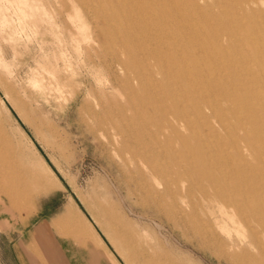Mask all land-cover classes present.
<instances>
[{
    "label": "rangeland",
    "instance_id": "obj_1",
    "mask_svg": "<svg viewBox=\"0 0 264 264\" xmlns=\"http://www.w3.org/2000/svg\"><path fill=\"white\" fill-rule=\"evenodd\" d=\"M134 1L0 0V222L69 206L118 264H264V0L162 31Z\"/></svg>",
    "mask_w": 264,
    "mask_h": 264
},
{
    "label": "crops",
    "instance_id": "obj_2",
    "mask_svg": "<svg viewBox=\"0 0 264 264\" xmlns=\"http://www.w3.org/2000/svg\"><path fill=\"white\" fill-rule=\"evenodd\" d=\"M41 215L22 225L0 222V264H118L76 209L68 206L52 216Z\"/></svg>",
    "mask_w": 264,
    "mask_h": 264
},
{
    "label": "bare ground",
    "instance_id": "obj_3",
    "mask_svg": "<svg viewBox=\"0 0 264 264\" xmlns=\"http://www.w3.org/2000/svg\"><path fill=\"white\" fill-rule=\"evenodd\" d=\"M118 3H119V1H122V0H116ZM131 1V0H130ZM149 1H152L153 3H152V5H153V8L152 7H149ZM177 1V0H176ZM126 2H127V0H126ZM133 2V1H132ZM122 3V2H121ZM121 3L118 5V6H120L121 5ZM125 3V2H124ZM147 3H148V5H147ZM178 3V2H177ZM124 5V4H123ZM134 6H136V9L135 10H143V12H144V15H142V16H140V17H138V21L139 22H151L152 21V23L155 21V19H157V21H158V23H159V21H160V23L159 24H161L162 22H166V23H168V21L170 22V23H172V25H173V23H174V25H175V23H181V21H182V19L181 18H179L178 17V11H179V8L177 7V4H175L174 3V1L173 0H135L134 1ZM116 7V6H115ZM132 8V7H131ZM130 8V10H132ZM146 8H148L149 10H147ZM185 9H187V8H185ZM130 10H127V11H130ZM127 11H125V12H127ZM133 11V10H132ZM193 11V10H192ZM134 12V11H133ZM136 12V11H135ZM134 12V13H135ZM130 13H131V11H130ZM129 13V14H130ZM138 13H139V11H138ZM138 13H137V15H138ZM193 14V13H192ZM131 16H133L132 15V13L130 14ZM136 15V14H135ZM134 15V16H135ZM190 15V14H189ZM180 16V15H179ZM132 19V18H131ZM132 20H134V19H132ZM133 22V21H132ZM137 22V21H136ZM156 22V21H155ZM139 24V23H138ZM153 26V25H152ZM156 26H157V23H156ZM163 25L161 24V27H162ZM176 26V25H175ZM158 27H159V25H158ZM161 27H159V28H161ZM166 27H167V25H166ZM169 27V26H168ZM151 28V29H150ZM158 29V28H157ZM162 29H163V27L161 28V30L160 31H162ZM173 29V28H172ZM171 29V30H172ZM175 29V28H174ZM151 30H155V29H152V27H148V29L146 28V31H150L151 32ZM168 30H169V28H168ZM171 30H170V32H171ZM175 30H177V29H175ZM174 30V31H175ZM218 30V29H217ZM145 30H144V32H146ZM156 32H157V30H155ZM164 31H167V29L166 30H164ZM143 32V31H142ZM176 32V31H175ZM149 33V32H148ZM161 33V32H160ZM160 33H158V34H160ZM172 33V32H171ZM170 34V33H169ZM172 34H174V33H172ZM191 34V33H190ZM188 35L185 39L184 38H182L183 40H186V41H188V42H191V44H194L195 42L197 43L198 42V36H197V34L196 33H193V34H191V35ZM155 35V34H154ZM153 35V36H154ZM162 35V34H161ZM176 35V34H175ZM146 37H147V35H146ZM155 37H158V35L156 36L155 35ZM162 37H164V35L162 36ZM160 38V37H159ZM164 38H166V37H164ZM163 38V39H164ZM177 38V37H176ZM175 38V39H176ZM154 39V38H153ZM169 39V38H168ZM167 39V40H168ZM160 40V39H159ZM179 40L180 39H178L177 41L179 42ZM182 40V41H183ZM162 41V40H161ZM175 42H176V40H175ZM172 44H174V43H172ZM202 45V44H201ZM205 45V44H204ZM167 47H169V46H167ZM166 48V47H165ZM159 49V48H158ZM161 49V48H160ZM175 49H177V47L175 48ZM155 51V50H154ZM173 52H174V50H172ZM152 53H153V51H152ZM151 53V54H152ZM162 53H163V51H162ZM161 53V54H162ZM175 53V55H176V53H177V50L174 52ZM174 53H173V55H174ZM180 53V52H179ZM150 54V53H149ZM149 54H147V55H149ZM181 55V54H180ZM150 56V55H149ZM152 57V56H151ZM227 57V56H226ZM156 59H157V55H156ZM174 59V58H173ZM173 59H170V63L168 62V64H176V61L174 62V60ZM192 59V58H191ZM164 62H166V60L164 61ZM198 62V61H197ZM181 63V62H180ZM186 64V63H185ZM229 66V65H228ZM233 66V65H232ZM219 68V67H218ZM224 69V68H223ZM236 96V95H235ZM250 122V121H249ZM225 228V227H224ZM224 231V230H223ZM225 232H227V231H225ZM228 234V233H227ZM230 235V234H229Z\"/></svg>",
    "mask_w": 264,
    "mask_h": 264
}]
</instances>
